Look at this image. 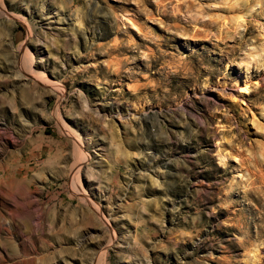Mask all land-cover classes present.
Masks as SVG:
<instances>
[{
	"label": "rangeland",
	"instance_id": "obj_1",
	"mask_svg": "<svg viewBox=\"0 0 264 264\" xmlns=\"http://www.w3.org/2000/svg\"><path fill=\"white\" fill-rule=\"evenodd\" d=\"M0 264H264V0H0Z\"/></svg>",
	"mask_w": 264,
	"mask_h": 264
},
{
	"label": "bare ground",
	"instance_id": "obj_2",
	"mask_svg": "<svg viewBox=\"0 0 264 264\" xmlns=\"http://www.w3.org/2000/svg\"><path fill=\"white\" fill-rule=\"evenodd\" d=\"M29 69V68H28ZM31 72V71H30ZM33 73V72H32ZM52 81L51 80H48V83H51ZM54 83V82H53ZM52 84V83H51ZM247 88H248V86H246V84L244 83L243 84V86H242V90H241V92H245V91H247ZM30 95V94H29ZM26 96H28V95H26ZM82 147V146H81ZM85 198V197H84Z\"/></svg>",
	"mask_w": 264,
	"mask_h": 264
}]
</instances>
